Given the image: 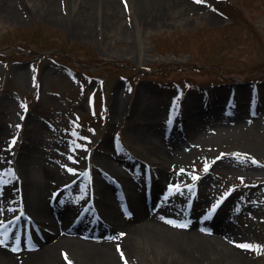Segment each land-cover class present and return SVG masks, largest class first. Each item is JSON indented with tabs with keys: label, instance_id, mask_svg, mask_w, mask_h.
<instances>
[{
	"label": "rangeland",
	"instance_id": "1",
	"mask_svg": "<svg viewBox=\"0 0 264 264\" xmlns=\"http://www.w3.org/2000/svg\"><path fill=\"white\" fill-rule=\"evenodd\" d=\"M12 1L16 15L0 10V221L9 215L17 221L0 229L3 241L27 242L18 236L25 230L31 239L40 236L34 220L23 217L26 181L16 160L23 153L29 168L67 171L65 183L80 178L66 193L43 192L44 204L61 207L65 223L80 210L83 227L91 216L107 220L93 175L116 184L117 202L130 190L142 193L144 170L153 194L162 168L168 177L156 203L177 197L199 208L204 220L216 205L215 221L207 223H224L239 245L264 246V89L257 85L258 79L264 85V41L245 28L250 21L264 40V0H227L247 19L233 24L218 8L224 0H185L140 17L129 0H117L123 13L103 18V28L97 11L64 0L49 16L39 5ZM143 131L176 160L162 161L140 138ZM96 155L109 157L133 188L104 170ZM70 190L80 199L72 207L65 203ZM182 222L180 228L188 227ZM149 236L137 234L133 244L143 259L125 264H213L194 263ZM243 248L246 264H264V247Z\"/></svg>",
	"mask_w": 264,
	"mask_h": 264
},
{
	"label": "bare ground",
	"instance_id": "2",
	"mask_svg": "<svg viewBox=\"0 0 264 264\" xmlns=\"http://www.w3.org/2000/svg\"><path fill=\"white\" fill-rule=\"evenodd\" d=\"M56 1L63 0H24V4L27 7H32V9L39 5L40 9H38V12L41 10L43 15L49 16L55 10ZM64 1L88 13L97 11L100 16L101 28L106 24L103 22V18L105 20L115 17V13L117 15L123 13L117 0ZM129 1L139 17L149 14L151 11L153 15H160L164 13L166 8L180 5L183 1L185 2V0ZM18 8L17 2L0 0V10L2 9L8 14L16 15ZM82 25V23L73 24V26L81 27L80 29H82ZM133 109L135 110V107ZM193 120H197V117H190V121L192 122ZM154 121L152 119L150 123H154ZM140 138L148 144L154 145L151 149L154 153L160 154L162 161L176 160L172 154L157 149L156 142H151L148 132L143 131ZM178 143L179 141L176 139V144ZM95 159L102 164L104 170L115 172L117 177L121 178L119 183H123L129 189L133 188L128 183L126 174H122L118 166L109 157L96 155L95 157L93 156L94 161ZM16 160L19 162L17 174L26 181V188H24L22 197L28 209L25 212L26 216L25 214L22 216L25 219L34 220L32 230L34 235L39 232L40 236L38 235L33 240L25 235L23 236L25 241H27L25 243L17 241L14 244H10L4 241V243L0 244V264H69V260H71L72 264H87L84 261L86 259L91 261L90 264H125L129 261L135 262L137 256L143 259L141 257L142 254L135 249L133 244V239L141 232L142 234L148 233L150 238L169 245L172 250L182 253L185 258L190 259L194 263L208 259L213 264H246L244 248L239 245V240L229 235V229H226L224 223L221 221L207 223L199 214V208L188 209L185 207L186 205H181V201L177 197L170 203L155 202L156 191L163 187L168 177V174L162 168L160 169L158 180H155L151 200L148 202L145 201L143 189L142 193H134L130 190L128 201L123 202L118 199L116 202V194L114 192L116 184L110 179L100 182L99 178L93 175L95 187L101 193L99 199L101 212L104 213L107 220H102V214L99 218L98 229H89L88 225L86 227L82 226L84 224L81 219L75 226L61 221L63 218L60 213L62 212L61 207L57 205L48 207L43 202L44 196L47 195H43L45 190L49 194L47 197L66 193L68 188L80 184V178L75 179L73 183L70 182L71 185L65 186L64 181H67L65 178L70 174L67 171H51L43 166L29 168L27 166V158L23 153ZM158 164L160 165L161 163ZM102 177L106 178L105 176ZM68 178L72 179V177ZM62 182L64 183L61 184ZM68 194L65 203L69 207H72L73 202L78 203L80 201L71 190ZM183 217L184 219H181ZM7 218L5 219L7 222L4 220L0 221H3L2 226L17 220L16 216L12 217L11 215ZM170 221H176L177 223L174 224ZM182 221L186 222L188 227L180 228V226L184 225ZM35 222H39L37 224L39 228L35 225ZM202 230L207 231L204 232ZM213 232L223 235H213L214 237H211L209 234ZM0 240H2L1 237ZM58 246L60 247L58 248V254L60 250L69 253H67V260L56 255L55 249ZM144 249L148 250L146 246H144ZM210 254L214 256H210ZM78 258L81 261L80 263L77 261Z\"/></svg>",
	"mask_w": 264,
	"mask_h": 264
},
{
	"label": "trees",
	"instance_id": "3",
	"mask_svg": "<svg viewBox=\"0 0 264 264\" xmlns=\"http://www.w3.org/2000/svg\"><path fill=\"white\" fill-rule=\"evenodd\" d=\"M218 8L225 10L226 13L231 18H233V21L230 22L231 24H233V22H236L237 18H243V22L247 21V19L243 17V11H241L240 8L235 5V3H231L230 1L224 0L218 4ZM246 23H247V26H245V28L247 32L251 34L256 41L262 44L264 40L261 37V35L257 32V29L253 26V24L250 21ZM263 49H264V46H263ZM260 63H264V59Z\"/></svg>",
	"mask_w": 264,
	"mask_h": 264
},
{
	"label": "snow or ice",
	"instance_id": "4",
	"mask_svg": "<svg viewBox=\"0 0 264 264\" xmlns=\"http://www.w3.org/2000/svg\"><path fill=\"white\" fill-rule=\"evenodd\" d=\"M72 159H74V157H71ZM253 160H255V158H253ZM258 162V161H257ZM67 167V166H66ZM208 168V165L207 164H205V169H207ZM70 171H73V172H75L76 171V169H69ZM195 175V174H194ZM216 207V205H213V208H215ZM171 223H177L176 221H170ZM2 243H4V241L3 240H0V244H2ZM241 246L242 247H247V248H260V247H264V246H260V245H255V244H251V243H247V242H245V243H243V244H241ZM119 247V246H118ZM123 255V254H122ZM65 256H66V259H67V254H65ZM69 264H72V262H71V260H69Z\"/></svg>",
	"mask_w": 264,
	"mask_h": 264
}]
</instances>
